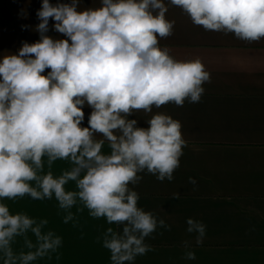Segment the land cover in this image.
I'll return each mask as SVG.
<instances>
[{"label": "clouds", "instance_id": "1", "mask_svg": "<svg viewBox=\"0 0 264 264\" xmlns=\"http://www.w3.org/2000/svg\"><path fill=\"white\" fill-rule=\"evenodd\" d=\"M169 6L205 31L248 44L264 40V0H99L87 7L82 0H41L39 22L22 26L39 38L0 54L2 264L59 261L63 246L46 218L13 213L4 201L55 199L62 222L74 228L85 210L115 225L96 238L110 264H135L154 250L146 240L157 229L171 230L139 206L136 190L144 175L174 181L188 146L182 123L154 109L199 103L211 73L199 57L178 59L160 44L174 34ZM21 16L28 18L26 8ZM140 112L146 126L135 118ZM57 161L69 165L59 175L52 170ZM188 183L197 190L196 178ZM186 223L200 245L206 225ZM184 247V259L195 260L191 242Z\"/></svg>", "mask_w": 264, "mask_h": 264}, {"label": "crops", "instance_id": "2", "mask_svg": "<svg viewBox=\"0 0 264 264\" xmlns=\"http://www.w3.org/2000/svg\"><path fill=\"white\" fill-rule=\"evenodd\" d=\"M98 2L82 0V5ZM40 5L41 0H16L15 26L29 31L17 37L0 36V54L15 52L23 41L39 38L31 28L22 26L34 28L39 22L36 11ZM24 8L27 19L21 16ZM167 18L176 22L174 34L160 44L178 59L199 57L211 73V82L204 85L199 103L154 109L182 123L188 146L174 181L160 182L152 175H144L136 188L139 206L155 211L171 225V230L157 229L146 240L154 250L137 257L135 264H264V40L248 44L231 34L205 31L173 6H169ZM0 23L4 27V0H0ZM49 35L59 37L55 31ZM84 111L87 126L90 109ZM135 118L140 120V126H146L147 117L142 112ZM104 150L108 151L107 146ZM68 166L67 162L57 161L52 170L59 175ZM190 176L197 180L195 191L188 183ZM67 187L72 189L74 185ZM177 192L179 198L173 199ZM4 202L15 204V213L46 218L48 228L63 238L59 261L53 257L36 264H110V253L96 238L115 225L93 219L85 210L79 214L80 226L74 228L62 222L63 214L55 199L37 201L25 197ZM189 218L206 225L200 245L195 244V235L186 231ZM185 241L191 242L195 260L184 259ZM22 243L18 239L15 249L19 250Z\"/></svg>", "mask_w": 264, "mask_h": 264}, {"label": "rangeland", "instance_id": "3", "mask_svg": "<svg viewBox=\"0 0 264 264\" xmlns=\"http://www.w3.org/2000/svg\"><path fill=\"white\" fill-rule=\"evenodd\" d=\"M16 7V0H4V27H0V36L17 37L28 34L29 30H20L15 26L17 24L15 13ZM36 35L38 36V33H36ZM7 202L13 203V201ZM9 207L10 210L15 213V204H10ZM15 245L14 248H16Z\"/></svg>", "mask_w": 264, "mask_h": 264}]
</instances>
